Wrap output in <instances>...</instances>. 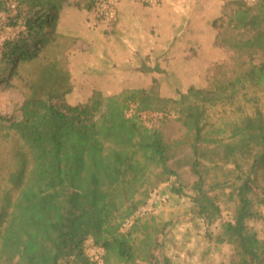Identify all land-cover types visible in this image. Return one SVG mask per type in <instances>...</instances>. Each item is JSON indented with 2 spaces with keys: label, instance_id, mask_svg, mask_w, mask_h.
<instances>
[{
  "label": "trees",
  "instance_id": "obj_1",
  "mask_svg": "<svg viewBox=\"0 0 264 264\" xmlns=\"http://www.w3.org/2000/svg\"><path fill=\"white\" fill-rule=\"evenodd\" d=\"M63 1L17 0L15 13L0 24V33L21 26L0 43V83L8 84L20 64L39 57L56 32ZM81 1L90 10L95 0ZM10 2L0 0V12L9 11ZM228 24L250 36L223 39L224 45L264 58V0L252 6L234 2ZM67 81L66 71L48 63L28 82L20 118L6 119L22 148L7 176L10 189L0 191V264H97L85 252L88 240L104 250L102 264H137L133 235L141 216L136 211L160 183L177 176L168 161L180 144L167 142L158 126L145 122L149 111L173 112L185 129L182 142L191 148L197 177L191 201L207 224L220 215L218 193L229 189L234 213L215 241L234 245L231 264H264V239L246 223L264 220L257 208L264 207V112L246 88L264 87V60L249 62L211 89L190 86L175 98H157L139 87L71 104L65 100ZM217 104L234 114L226 140L209 120L208 109ZM210 168L221 175L207 181L204 173ZM171 191L184 195L180 185ZM145 245L144 260L151 262L147 247L155 241ZM162 264L169 260L164 257Z\"/></svg>",
  "mask_w": 264,
  "mask_h": 264
},
{
  "label": "rangeland",
  "instance_id": "obj_2",
  "mask_svg": "<svg viewBox=\"0 0 264 264\" xmlns=\"http://www.w3.org/2000/svg\"><path fill=\"white\" fill-rule=\"evenodd\" d=\"M172 1L176 3L162 1L145 5L135 0H118L115 18L110 19L99 17L92 8L86 9L81 0L79 6L77 0L63 1L62 5L67 7L59 12L56 32L50 34V42L39 57L20 64L8 84L6 81L0 83V191L10 189L7 176L15 169V152L22 148L21 141L8 129L6 119L20 118L18 108L28 92V82L50 62L67 72L70 92L65 94V100L76 104L139 87L157 98H175L190 86L211 89L216 83L227 81L232 72L242 70L249 62L264 60L259 53L250 57L243 50L238 54L222 43L223 39L250 36V32L233 29L232 24H228L234 3ZM184 10L192 17L189 33L164 24L171 12ZM14 13L11 9L0 12V24H6L7 17ZM20 29L19 25L5 27L0 33V43ZM246 88L258 97V106L264 112V87L248 84ZM208 113L211 127L226 140L227 125L234 118L229 106L217 104L210 107ZM176 116L173 112L167 116L155 111L143 114L145 122L158 126L167 142L180 144L172 148L168 161L177 176L160 183L140 208V230L133 235L136 263L162 264L166 257L169 264H231L235 258L234 245L217 243L215 237L221 232V224L232 219L234 202L227 197L229 189L225 188L218 193L221 211L217 220L207 224L196 214L191 201L193 184L197 180L191 168L193 155L189 144L182 142L186 140L185 129ZM202 164L211 165L208 161ZM213 174L221 175L220 170L210 168L204 173L206 180H211ZM172 185L182 186L184 195L172 192ZM257 208L264 212L262 205ZM246 223L258 238L264 239L263 219L251 218ZM147 233L152 236L146 237ZM150 238L155 241L153 248L147 247L154 256L151 262L144 260L145 242ZM84 249L97 264H102L104 250L101 247L88 240Z\"/></svg>",
  "mask_w": 264,
  "mask_h": 264
},
{
  "label": "built area",
  "instance_id": "obj_3",
  "mask_svg": "<svg viewBox=\"0 0 264 264\" xmlns=\"http://www.w3.org/2000/svg\"><path fill=\"white\" fill-rule=\"evenodd\" d=\"M145 5H155L160 0H135ZM223 3H234V2H241L247 6L254 5L257 0H221ZM118 0H95L92 5V10L95 12L99 17L103 18H115L116 15V8H117ZM17 0H11L9 7L12 11H16L17 9ZM143 208V207H142ZM141 208V209H142ZM140 209L136 211V215L140 216ZM143 214V211H142ZM130 225V220H126L122 224L123 229H127Z\"/></svg>",
  "mask_w": 264,
  "mask_h": 264
},
{
  "label": "crops",
  "instance_id": "obj_4",
  "mask_svg": "<svg viewBox=\"0 0 264 264\" xmlns=\"http://www.w3.org/2000/svg\"><path fill=\"white\" fill-rule=\"evenodd\" d=\"M164 1L166 4L174 5L176 2H173L172 0H160L158 3ZM67 6L62 5V8L59 12L62 13L66 9ZM190 19V20H188ZM170 25L173 29H178L179 32L183 29L189 33V31L192 29V17H190L189 11H178V12H171L168 17H166V21H164V24ZM189 27V28H188ZM187 28V29H186Z\"/></svg>",
  "mask_w": 264,
  "mask_h": 264
}]
</instances>
